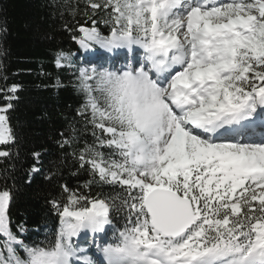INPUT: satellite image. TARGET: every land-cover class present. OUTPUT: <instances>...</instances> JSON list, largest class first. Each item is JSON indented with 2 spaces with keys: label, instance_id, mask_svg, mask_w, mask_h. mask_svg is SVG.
Listing matches in <instances>:
<instances>
[{
  "label": "snow or ice",
  "instance_id": "6c2138e0",
  "mask_svg": "<svg viewBox=\"0 0 264 264\" xmlns=\"http://www.w3.org/2000/svg\"><path fill=\"white\" fill-rule=\"evenodd\" d=\"M82 15V49L126 53L119 68L79 69L92 142L73 148L74 127L57 141L89 179L61 185L48 201L59 226L28 243L12 228L4 169L0 264H264V0H84ZM18 89H0V163L16 143Z\"/></svg>",
  "mask_w": 264,
  "mask_h": 264
},
{
  "label": "trees",
  "instance_id": "16d2710c",
  "mask_svg": "<svg viewBox=\"0 0 264 264\" xmlns=\"http://www.w3.org/2000/svg\"><path fill=\"white\" fill-rule=\"evenodd\" d=\"M74 8L80 13L75 17ZM83 9L84 0H0V47L6 52L0 57V77H7L0 78V89L19 85L18 99L8 113L16 143L10 149L12 158L0 163V189L5 186L2 177L7 168L12 228L17 231V225L23 224V237L28 243L51 239L59 226V217L48 201L60 197L61 185L77 189L89 179L85 171H78L69 154L73 148L79 149L93 140L77 115L83 103V96L75 87L81 50L72 37L74 31L78 33L79 25L91 26V21L85 24ZM99 28L108 34L103 23ZM61 51L71 55V66L57 67L56 54ZM5 103L0 92V105ZM73 127L77 130V143L73 148L61 149L57 143L62 139L61 133L67 137ZM33 152L41 153L39 163ZM34 164L40 171L32 173L29 182L28 172ZM46 175H51V179H45ZM99 190L93 187L92 194ZM104 191L109 189L105 187ZM114 223L121 227L123 222L115 218Z\"/></svg>",
  "mask_w": 264,
  "mask_h": 264
},
{
  "label": "rangeland",
  "instance_id": "374dc122",
  "mask_svg": "<svg viewBox=\"0 0 264 264\" xmlns=\"http://www.w3.org/2000/svg\"><path fill=\"white\" fill-rule=\"evenodd\" d=\"M79 48H80L81 54H82V56H81L82 64H81L80 68H91V67L100 68L103 66V64H106V66L109 68H119L120 65H117V62L118 63L124 62V55H123L124 51L123 50H116L117 52L115 51L116 52L115 55L117 57L114 59V61H112V57L108 58L106 56L109 54V52H106L105 50L101 49L98 46H93L92 48H90L88 50L82 49L80 46H79ZM0 106H2V105H0ZM108 231H109V229H108ZM109 236L110 235L107 232L104 235V240L107 242H110ZM93 251H94V249H93Z\"/></svg>",
  "mask_w": 264,
  "mask_h": 264
}]
</instances>
